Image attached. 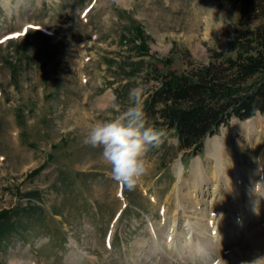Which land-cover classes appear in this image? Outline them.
Wrapping results in <instances>:
<instances>
[{
    "label": "rangeland",
    "instance_id": "rangeland-1",
    "mask_svg": "<svg viewBox=\"0 0 264 264\" xmlns=\"http://www.w3.org/2000/svg\"><path fill=\"white\" fill-rule=\"evenodd\" d=\"M246 27L264 29V0H255L245 27L230 0H0V264H219L232 252L240 264L249 235L264 237V199L255 196L264 175V111L232 118L196 154L180 150L174 129L146 113L167 135L147 153L149 172L132 190L113 180L102 148L85 137L96 121L122 115L137 85L144 105L154 65L167 71V57L182 71L207 62L210 49L234 56L228 41ZM217 142L219 176L207 154ZM195 157L210 189L225 175L237 207L240 172H251L259 204L246 232L237 210L232 233L215 236L208 229L216 211H199L207 238L191 227L189 240L171 248L168 229L187 231L183 213L192 215L177 206L180 195L198 211ZM235 232L246 236L242 243L226 241Z\"/></svg>",
    "mask_w": 264,
    "mask_h": 264
},
{
    "label": "trees",
    "instance_id": "trees-1",
    "mask_svg": "<svg viewBox=\"0 0 264 264\" xmlns=\"http://www.w3.org/2000/svg\"><path fill=\"white\" fill-rule=\"evenodd\" d=\"M230 1L245 27L255 0ZM244 30L228 41L234 56L210 49L207 62L182 71L173 69L167 57V71L152 67L156 83L146 91L145 112L175 130L180 149L196 153L221 124L264 111V29Z\"/></svg>",
    "mask_w": 264,
    "mask_h": 264
},
{
    "label": "bare ground",
    "instance_id": "bare-ground-1",
    "mask_svg": "<svg viewBox=\"0 0 264 264\" xmlns=\"http://www.w3.org/2000/svg\"><path fill=\"white\" fill-rule=\"evenodd\" d=\"M251 126H250V131H251ZM218 143L219 142H217V145H215L213 147L210 146L211 148H209V147L207 148L208 157H212V159H214L213 163L217 167L216 168L217 170H215L217 172V176H219V172L221 171V167H220L221 160L218 159V158H220V156H217V150H218L217 147L220 146ZM238 147L240 148V146H238ZM238 147L236 146V148H238ZM233 155H235V154H233ZM208 157H207V159H208ZM235 162H237V161H235ZM238 166H240V165L239 164H235L234 168L240 169V167H238ZM182 168H183L182 163L178 161L177 178H178V183L179 184H180V182L182 180V176H183ZM190 169H191V173L193 174L192 175L193 181L196 182V184H198L200 186V188H198L197 186H195L197 188H193V190L196 192V195H197V200H196L195 206L199 205V206H196L195 209L198 208V211H195V210L194 211H190V209L187 208L189 206H187L185 208L186 205H188V204L190 205L191 203H189V199H187L188 200V203H187L186 199L184 198L185 195H186V192H184L183 194L180 195V200L177 203V206L179 208H181V212H183V211L191 212L192 215L190 213L189 214L183 213V215L185 217L184 221L186 222V224H188V227L186 228L187 231H185V232L183 231V233H182V230H181L182 228L180 227V229H179L178 227H175L174 225H172L171 228L168 229L169 230L168 232H169V238H170V242L169 243L170 244H168L167 246H169L171 248H173L172 246H174V248H176V243L178 241H180L181 238H183V240H185V241H188L189 239L186 238V235L190 232V230H191L190 228L191 227H193V229L191 230V233L193 234L194 237L199 236L200 238H204V239L207 238L206 237L207 236L206 233H207V227H209L207 225L208 222L207 223H203V221L201 220V219H203L202 218L203 216H198V214L201 215V213L203 211H210V210L216 211V212H212L211 211V213L209 212V214H211V219H210V223H211L210 227L211 228L208 229V231L212 229L214 231L213 236H215V234H218V233H215V232H216V230H220V229H223V231H226V232L231 230V233H232L233 225L235 224V222H234V220H231V213L233 211V215H234V213L237 210H238V212L240 214L239 215L240 216L239 224L241 223L243 232H246V230L251 226V224L253 223V221L255 219V216L253 215L252 211L254 210V207L259 204L257 199L260 198L259 199L260 202L264 199V178H263L264 175H263L262 179L260 180V188H258L259 190H258V192L255 195V196H258L259 198L256 199L255 196L252 195L253 194V188H251V184L254 185V182H253V180H251V176L249 175L251 172L247 173L246 177L242 176L243 173L240 172V176L242 177V179H241L242 182L240 183V185H237V190H236L237 194L235 196V198L240 200V201L237 200L238 201V207H237V202H236V205L234 206L231 203V201H230V198L231 197L233 198V195H231V190H230V188H228L229 186L228 187L223 186V184H225L226 180H227V178H226V180H224L225 175H224L223 178H219V182L216 180L215 182H218V183L217 184L213 183L212 188L210 189V186H209L210 181H208L206 178L200 179V177H199V172L201 170L204 171L203 168H202L201 160H200L199 157H195V158L192 159L191 165H190ZM214 175H216V174L214 173ZM258 184H259V182H258ZM241 186H244V188L241 189L240 188ZM220 189L223 192L220 191ZM177 191H179V194L181 193L179 187L177 188ZM221 192L223 193L222 197H221V194H222ZM209 194H210V198H208ZM221 199H222V202H221ZM245 200H247V202ZM212 201L215 202V203H212ZM219 202H221V206L220 207L217 205ZM247 205H248V207H247ZM191 207H193V206H191ZM199 211H201V213ZM190 216L193 218V219L191 218L192 220L189 218ZM174 219H175V217H174ZM175 221H177V220H175ZM175 221H174V223H175ZM252 234L253 233H251L249 235L248 239L246 240V243L249 245V248L247 249V252H243V250H240V251L237 252V258L238 259H236V260H239L240 264H243L244 261H250V260H252L253 258H255L257 256H264V239H263L264 237L262 238L261 236H259L260 234L259 235H256V234L252 235ZM238 235L239 234H237L236 232L234 234H229V236L226 239V241L227 242L234 241L235 240L234 238L237 236V242L242 243L244 241V239L246 238V236L244 235L241 238V237H238ZM240 235H242V233H240ZM190 239H193V238H190ZM207 242H204V243H207ZM197 248L200 249V246L196 243L195 249H197ZM193 249H194V247H193ZM234 254L236 255V252L235 253L232 252L230 254H227L226 257L223 256V258H225L226 261L223 260L224 263H219V264H233V261H230L229 258L230 257H235ZM221 258H222V256H221ZM221 260H218L217 262H219ZM236 260H234V261H236ZM217 262H216V264H218Z\"/></svg>",
    "mask_w": 264,
    "mask_h": 264
},
{
    "label": "clouds",
    "instance_id": "clouds-1",
    "mask_svg": "<svg viewBox=\"0 0 264 264\" xmlns=\"http://www.w3.org/2000/svg\"><path fill=\"white\" fill-rule=\"evenodd\" d=\"M144 90L143 85L130 90L132 103L124 113L96 121L85 137L86 143L102 148V159L110 165L113 180L129 190L149 172V150L162 143L167 135L165 128L148 123L142 102ZM243 264H264V256Z\"/></svg>",
    "mask_w": 264,
    "mask_h": 264
}]
</instances>
